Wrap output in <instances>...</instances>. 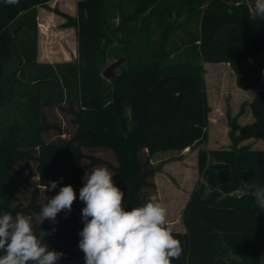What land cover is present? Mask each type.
Instances as JSON below:
<instances>
[{
    "label": "trees",
    "instance_id": "16d2710c",
    "mask_svg": "<svg viewBox=\"0 0 264 264\" xmlns=\"http://www.w3.org/2000/svg\"><path fill=\"white\" fill-rule=\"evenodd\" d=\"M49 1L0 0V102L17 103L15 120L0 122V214L31 215L37 235L55 227L45 243L65 254L58 264H85L81 214L73 204L64 224L40 225L48 198L63 186L80 190L86 174L106 166L124 191L125 209L143 206L157 194L151 154L204 140L210 106L201 65L168 61L163 47L173 26L158 48L150 42L151 23L164 22L169 11L165 0H77V60L40 63L37 8ZM251 13L208 0L194 47L203 62L228 64L239 89L255 90L248 103L252 121L236 136L230 130L229 138L261 140L263 148L198 150L184 230L172 231L183 251L172 264H259L264 219L242 186L264 191V21L249 20ZM139 33L142 43L134 40ZM121 40L124 62L107 80L101 72L114 58L112 42ZM44 108L56 109L73 129ZM49 181H60L57 189L46 191ZM239 188L249 196L237 194Z\"/></svg>",
    "mask_w": 264,
    "mask_h": 264
},
{
    "label": "rangeland",
    "instance_id": "374dc122",
    "mask_svg": "<svg viewBox=\"0 0 264 264\" xmlns=\"http://www.w3.org/2000/svg\"><path fill=\"white\" fill-rule=\"evenodd\" d=\"M221 1L228 8H245L250 12H254V0ZM165 2L169 6V11L164 14L165 21H153L150 26V42L152 41L153 48L159 47L160 39L167 35L164 33L166 28L172 25L174 29L167 35L166 45L163 47L169 52L168 61L172 63L189 62L191 64H198L199 58L196 57L197 49L194 47V42L198 38V18L200 12L206 7L208 0H165ZM76 7L77 0H50L45 6L37 8L38 62L61 63L77 60L78 34L77 27L73 24V18L76 16ZM169 13L172 15L170 18L168 16ZM124 30L126 32L127 28ZM134 40L142 43L144 38L139 33L136 34ZM122 44H124L123 40L120 42L116 41V43L112 42L111 47L116 48V50L111 53L114 58H110L107 61V65L117 58L123 57L121 53H118V50H122ZM45 60L50 62H42ZM205 68L206 92L210 106V123L208 125L207 139L196 144L195 147L185 154L178 151L166 150L157 152L156 155L151 156L150 159L156 171L161 170L160 172H162L164 164H166L165 168H168L157 179L161 196L166 193L168 186L171 184L170 182L178 183L179 186V183L184 180L189 184L191 174H193L194 179L197 181L196 152L198 150L209 151L210 148L228 149L230 146H247L252 149L263 148V143L260 141L255 140L251 143H245L241 140L233 143L228 138L230 130L233 131V136H236V132L243 125L251 121L252 116L247 103L251 101L255 94H252L250 91L254 90L239 89L235 84L234 74L227 64L207 63ZM28 87L30 88L31 85L28 84ZM14 104L15 102L10 100L0 102V122L3 124H8L15 120V114L11 113ZM45 112L51 118L60 120L68 128V131L73 129L68 124L67 118L63 117L56 109L46 108ZM64 136L69 137V134H65ZM48 138H52V136H48ZM177 154L180 156L178 155L177 157ZM185 174L188 177H185ZM74 190L77 195L74 206L81 214L82 208L85 205L79 201V190ZM243 193L249 196L248 192L242 191L239 188L238 194L242 195ZM157 194L159 198L158 190ZM167 210L169 219L175 212L169 208ZM65 218L66 212H62L58 214L57 222L64 224ZM179 223L178 218L175 221L173 218L170 226H175L174 224L178 225ZM167 227L169 228V226ZM170 228L175 229L176 227ZM180 229L184 230L182 224L180 225Z\"/></svg>",
    "mask_w": 264,
    "mask_h": 264
},
{
    "label": "clouds",
    "instance_id": "9594fccd",
    "mask_svg": "<svg viewBox=\"0 0 264 264\" xmlns=\"http://www.w3.org/2000/svg\"><path fill=\"white\" fill-rule=\"evenodd\" d=\"M4 2L19 5L20 0ZM248 18L264 21V0H254V12ZM85 177L78 197L85 205L81 212L84 226L78 233L85 264H172L180 258L181 241L167 227L168 210L158 194L143 206L126 210L124 191L116 186L114 174L106 166L94 168ZM59 183L49 181L50 187L44 188L53 191ZM76 200L71 185L60 187L58 194L41 207L40 225L45 220L55 225L58 214L70 213ZM32 220L22 212L0 214V264H58L64 257L63 252L50 250L45 243L55 227L48 232L40 229L37 235Z\"/></svg>",
    "mask_w": 264,
    "mask_h": 264
},
{
    "label": "crops",
    "instance_id": "0c3cea01",
    "mask_svg": "<svg viewBox=\"0 0 264 264\" xmlns=\"http://www.w3.org/2000/svg\"><path fill=\"white\" fill-rule=\"evenodd\" d=\"M197 43H198V41H197ZM198 58H199V60H198V64L199 65H201V67L204 69V79H205V92H206V78H205V72H206V64H207V62H203L202 60H201V58H200V56H198ZM41 61V60H40ZM42 62H50V61H42ZM50 63H55V62H50ZM222 64H225L226 65V63H222ZM228 65V64H227ZM229 66V65H228ZM251 90V89H250ZM250 92H252V94L253 93H255V90L254 91H250ZM252 94H251V96H252ZM206 96H207V92H206ZM207 102H208V99H207ZM247 103V102H246ZM249 103V102H248ZM248 103H247V106H248ZM248 109H249V107H248ZM17 110V103H15L14 104V106H13V110L12 111H16ZM250 111V110H249ZM127 114L129 115V109H127ZM251 114V113H250ZM252 116V115H251ZM251 121H252V119H251ZM250 121V122H251ZM249 122V123H250ZM209 123H210V117H209V120H208V125H209ZM207 136H208V127H207ZM228 138H229V136H228ZM207 139V137L204 139V140H202V141H199V142H197V143H195V144H193V145H191V146H187V147H185V148H183V149H181V150H176V149H168V150H172V151H178V152H180V153H182V154H185V153H187L188 151H190L193 147H195V145L196 144H198V143H200V142H203V141H205ZM230 141V140H229ZM252 141H255V139L254 138H250V139H245V140H243V142H245V143H251ZM256 141H260L261 143H263L261 140H256ZM262 145V144H261ZM187 148V150H185ZM259 149H261V148H259ZM210 150H212L211 148H210ZM160 151H166V150H158V151H155V152H153L152 154H151V156L152 155H156V153L157 152H160ZM198 152V151H197ZM196 152V153H197ZM178 155L179 154H177V157H178ZM180 156V155H179ZM164 159V158H163ZM151 160V159H150ZM196 160H197V154H196ZM152 163V165L154 166V164H153V162H151ZM195 165V164H194ZM163 170H162V172H160L161 170H159V171H155V183H156V186H157V190H158V193H159V200L164 204V206L166 207V208H169L170 210H173L174 212H175V214L173 215V216H171L169 219H168V217H167V219H168V223H167V226H169V228L170 227H176L175 229H171L172 231H183L182 229H180V225L182 224V211H183V208H184V206H185V204H186V202H187V200H188V197H189V195H190V192H191V190L193 189V187H194V185H195V183H196V180L194 179V176H193V174H191L190 175V179H191V181H190V183L189 184H187V182L186 181H184V180H182L180 183H179V186H178V183H173V182H170L171 184L168 186V189L166 190V193L164 194V195H162L161 196V192L159 191V185L157 184V179L159 178V176L161 175V174H163L164 172H166V170L168 169V168H165L166 167V164H164L163 165ZM197 171V170H196ZM195 171V172H196ZM185 177H188V175H186L185 174ZM187 179V178H186ZM181 180V179H180ZM184 184H187V185H184ZM163 192V191H162ZM236 193L238 194V191H236ZM173 218H174V221L178 218L179 219V224L177 225V224H174L175 226H170V223H172V220H173ZM171 219V220H170ZM172 225V224H171ZM183 226V225H182Z\"/></svg>",
    "mask_w": 264,
    "mask_h": 264
},
{
    "label": "water",
    "instance_id": "95a60500",
    "mask_svg": "<svg viewBox=\"0 0 264 264\" xmlns=\"http://www.w3.org/2000/svg\"><path fill=\"white\" fill-rule=\"evenodd\" d=\"M124 62L123 57H119L116 60L112 61L109 63L101 72L102 77L105 79H110L114 71ZM243 188L248 191L254 198H255V204L258 206L259 212L262 215L264 219V197H263V190H258L256 187L248 184V183H243L242 184ZM259 264H264V240L263 243L260 247L259 251Z\"/></svg>",
    "mask_w": 264,
    "mask_h": 264
}]
</instances>
